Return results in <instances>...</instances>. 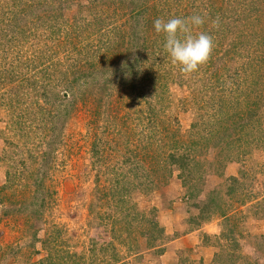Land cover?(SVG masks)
Returning <instances> with one entry per match:
<instances>
[{"label":"rangeland","instance_id":"rangeland-1","mask_svg":"<svg viewBox=\"0 0 264 264\" xmlns=\"http://www.w3.org/2000/svg\"><path fill=\"white\" fill-rule=\"evenodd\" d=\"M39 1H45L42 15L40 7L19 14L22 34L0 48V188L9 185L6 172L21 156L29 170L38 165L33 176L42 178L47 196L40 214L23 210L22 194L11 212L0 206V264L57 262L67 252L65 264H73L74 254L88 264L92 245L97 260L109 257L99 251L107 242L128 264H264L263 137L256 132L260 139L253 140L247 130L228 136L212 104L203 103L208 93L222 96L234 87L229 74L240 72L247 52L253 56L264 36V0ZM193 14L204 16L194 31L210 33L214 50L185 76L161 45L164 35L154 25L145 30V18ZM122 26L131 39L107 50ZM144 41L148 76L132 77L129 61ZM92 51L104 63L98 57L90 65ZM13 70L24 81L4 83ZM17 90L24 94L19 101ZM262 94L252 96L263 107L252 119L257 130L264 128ZM170 153L187 155V165H171ZM20 173L9 171L11 178ZM19 189L2 192L12 197ZM198 207L207 220L195 217Z\"/></svg>","mask_w":264,"mask_h":264},{"label":"trees","instance_id":"trees-1","mask_svg":"<svg viewBox=\"0 0 264 264\" xmlns=\"http://www.w3.org/2000/svg\"><path fill=\"white\" fill-rule=\"evenodd\" d=\"M70 1V0H68ZM153 3L155 2L154 0H152ZM45 2V1H44ZM43 1L40 2L39 0H13L11 4H9V6H0V38H2V40H0V48L1 49H6V46L8 45L7 42L13 40L16 37V34H18L17 36H20L19 34H22V31L24 29V25L25 24H18V21L20 20V16L19 14H23V11H27L28 9H32L34 7H40V12L42 15V5L45 4ZM118 6H115L117 9L119 8L120 3L118 2L117 4ZM96 6H97V1H96ZM95 6V7H96ZM152 9H154V12H157V8H156V4H152ZM105 8L102 7L101 10L99 11V13L101 12H105ZM59 12V14L61 16H63V14L60 12V10H55L53 13H46V10H43V15L45 16H49L50 18H53L54 16H56L55 13ZM101 17V14H99ZM166 15V14H165ZM167 17V15H166ZM107 18V17H106ZM102 21H108L110 20V18H107L108 20H105L101 17ZM55 20V18L53 19ZM156 20V19H155ZM145 21L147 24V27L145 28L148 29L149 28H153V20H147L145 18ZM21 25V26H20ZM84 25V24H82ZM82 25L80 26L82 28ZM79 26V25H78ZM76 27V26H74ZM98 27V29H100V26H96ZM59 28V27H58ZM22 29V30H21ZM72 30V29H71ZM58 31H60L58 29ZM125 31V32H124ZM127 31V32H126ZM208 33V32H206ZM116 38L113 39H109L107 40V43L105 45H107V50H113V49H119V46H123L124 41H125V36L128 35V37L132 36L130 31L126 30V27L122 26L121 28H118L116 31ZM210 34V33H208ZM70 35H72L70 33ZM211 35V34H210ZM131 39V37H130ZM147 41V40H146ZM146 41L142 42L141 45H138L139 50L136 51L137 47L136 45L135 47V53L132 56V59L129 61L130 63V67L131 69L128 71V74L130 73L132 75V77H146L147 78V74L143 73L144 67H145V63L142 64V59H145L148 57L150 52H146L148 45L146 46ZM130 41H128L127 46L125 48V50H130V48L132 46H129ZM140 43V42H139ZM164 43H165V37H162V42L161 45L164 47ZM258 44L255 45V49L252 50L253 56H249L250 53L247 52L248 54V58L246 62H242L241 63V67H240V72H245V79L241 78L240 76V72L236 70L235 72V76L233 73L229 74V76L231 77H235V82L233 84H235V86H230L229 89L227 90V88H224V92H226L224 95L219 96L217 94V91L215 93H208V96L205 98V102L203 101V103L205 105H210L212 104V108L214 110L213 113V119L216 118V120H218L219 124H225V131L228 133V136H232L235 134L236 131H243V130H247L249 131L248 133H251V135L254 137H252L253 140H259L260 138L255 136V133H261V137H263V143L262 145L264 146V128L262 129H254L255 127L259 128L258 124L253 121V117H256L257 115L262 113V109L263 107H261V105L259 104V100H252V96H257L258 94H262V96L264 97V36L262 38L261 41L256 42ZM234 45H238L239 42L237 43H233ZM132 45V44H131ZM155 45H153L152 48H154ZM96 46H94L93 49H95ZM95 51L90 52V55L93 56L91 62H88L90 65L95 66L97 61L96 59H99L98 56L97 57V52L94 53ZM231 53V52H230ZM236 52L233 53V55ZM238 53V52H237ZM153 54V53H152ZM150 54V55H152ZM142 55V56H140ZM94 59V61H93ZM103 59V56L100 57L99 60V64H102L104 62H100ZM141 59V60H140ZM154 64L155 65H160L163 62V58L161 57H155L154 58ZM93 61V62H92ZM26 64L31 63L30 59H26L23 61ZM22 62V63H23ZM140 63V67H139V71L137 73L133 72V67H135V65ZM98 65V64H97ZM157 66V67H158ZM143 68V70H142ZM147 68V67H146ZM16 70H13L9 75V78L7 79L6 77H2V81L5 82H9V83H18V82H22L24 81V77H18L16 76L15 73ZM228 72V71H227ZM122 76V75H121ZM162 76V74L158 71V77L160 78ZM125 77V78H123ZM126 77L127 74L122 76V78L120 79L119 76H117L116 81H121L123 79V81H126ZM128 79V78H127ZM110 81V78H109ZM112 82V81H111ZM3 83V85H4ZM3 87V86H2ZM223 94V93H222ZM14 95L16 97V100L19 101V99L22 98L23 91L17 90L16 92H14ZM218 98V99H217ZM262 100L264 101V98H262ZM49 153H46V156H48ZM19 160H16L17 162H15V164L13 166H10V170H8L6 172V175L8 176L7 181L9 182L8 186H2L0 188V206L4 207V209L6 211L9 210V212H11L10 208L11 205H14L16 208V199L17 196L22 197L21 194L23 195L22 198V202L21 205L23 206V210H28V211H32V213H39L41 209L44 208V202H45V197L46 192H44L43 190V186H44V182L42 180V178H38L33 176L34 172L38 173V165L36 166L35 169L33 170H29L28 169V165L26 163V158H22L21 156H18ZM5 158V156L0 157V161ZM13 157L10 156V160ZM167 158V162H169L171 165H176L178 166L180 169H183L182 167H185V165H187V155L183 154H175V153H170L168 154ZM6 159H8L6 157ZM9 161V159L7 160ZM42 164V163H41ZM10 165H12V162H10ZM46 166V169H49V161H48V165L47 164H43ZM12 169V170H11ZM9 171H14V174L16 172H21L20 173V177L17 176H13L12 178L10 177ZM232 181H236V178H232ZM17 188H21L19 190H17V193H13L12 197L10 195L9 192H2V190L9 186H15ZM30 187L33 189L32 191H30ZM16 190V189H15ZM7 193V194H4ZM49 193V192H47ZM4 205V206H3ZM199 208V213L197 216H195L196 218L200 219V221H204L207 220L206 217H202L204 214V207H198ZM20 209V208H19ZM6 213V212H5ZM109 214H99L97 213L96 216L99 217L102 221L106 218H109L108 216ZM199 225V224H197ZM36 234L34 236V239L39 240V242H41L42 244V240L36 238ZM56 242V240L54 241ZM44 243V242H43ZM153 247H157V254H162L163 252V248H159V246H149V248H153ZM37 251V250H36ZM90 254H89V261L88 264H128L127 262H123V260L121 259V257L118 255V253H116V250L113 247V244H109L108 242L103 244L102 248H100L99 251L103 252L106 254V256L109 257H102L100 260L96 259V253L98 252L97 249H95V246L92 245L90 248ZM97 251V252H96ZM70 253L67 252L66 256L71 259V255H69ZM94 254V255H92ZM66 256H62L63 259L62 261H57V262H53L48 260H38L36 261V264H65L64 258ZM61 256H57V258L59 259ZM74 259H72L73 264H84L83 262V256L79 255V254H74ZM102 259H105L103 261H101ZM101 261V262H100ZM67 263V262H66ZM34 264V263H33Z\"/></svg>","mask_w":264,"mask_h":264},{"label":"clouds","instance_id":"clouds-1","mask_svg":"<svg viewBox=\"0 0 264 264\" xmlns=\"http://www.w3.org/2000/svg\"><path fill=\"white\" fill-rule=\"evenodd\" d=\"M205 23L204 16L193 14L186 18L173 17L168 20L157 18L154 29L165 37L164 50L171 63L178 66L185 76H191L206 65L214 50L213 37L199 29ZM218 27V20L213 22Z\"/></svg>","mask_w":264,"mask_h":264}]
</instances>
